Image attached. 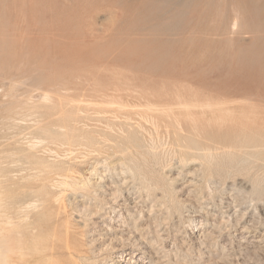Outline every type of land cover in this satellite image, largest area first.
Masks as SVG:
<instances>
[{
    "label": "rangeland",
    "instance_id": "rangeland-1",
    "mask_svg": "<svg viewBox=\"0 0 264 264\" xmlns=\"http://www.w3.org/2000/svg\"><path fill=\"white\" fill-rule=\"evenodd\" d=\"M0 205L84 264H264V0H0Z\"/></svg>",
    "mask_w": 264,
    "mask_h": 264
},
{
    "label": "bare ground",
    "instance_id": "bare-ground-1",
    "mask_svg": "<svg viewBox=\"0 0 264 264\" xmlns=\"http://www.w3.org/2000/svg\"><path fill=\"white\" fill-rule=\"evenodd\" d=\"M239 17L235 16L230 22L231 29L234 31L237 28V25H239ZM231 32V31H230ZM4 79V78H3ZM3 82V81H2ZM10 82V81H9ZM124 85V84H123ZM61 89H64V86L61 87ZM57 91V95L59 94V90ZM120 89V88H119ZM128 92L129 89H126ZM7 92V91H6ZM10 92V91H9ZM52 91L50 90H42L40 93L39 97L41 102L46 103V102H54L55 98L51 95ZM8 94V93H7ZM2 95V94H1ZM26 95V94H25ZM5 96V95H4ZM112 97V96H111ZM138 98H143L142 95H139ZM9 99V98H8ZM179 100V98H177ZM57 102H62L63 99L61 96L57 97ZM105 100V99H104ZM80 103V102H79ZM103 103V102H102ZM227 102H220L216 103L214 105H211L210 103H205L203 106L206 108H211L215 107L218 110L222 111H227L225 108V104ZM89 104V103H88ZM92 104V103H91ZM94 104V103H93ZM105 104V103H104ZM108 105H114L117 108H126V107H132V106H139L141 105L140 103H129L127 101H124L121 97H113L111 100L108 101ZM95 105V104H94ZM107 105V106H108ZM195 107L196 103L188 102V101H180L177 106L172 107V106H160L155 103L149 102L146 100V103L144 105V108L147 110H160L161 112L164 111L167 114H173V109L176 107H180L184 110L185 114H187L188 118L190 117V108ZM202 106V107H203ZM193 107V109H194ZM142 108V107H141ZM3 109V108H2ZM198 109H201L198 108ZM7 111V110H6ZM190 112V113H189ZM202 112V111H201ZM82 113V112H81ZM217 113V112H216ZM227 113V112H226ZM7 114V113H6ZM34 114V113H33ZM179 114V113H178ZM211 114V113H210ZM223 114H225L223 112ZM233 114V113H232ZM99 115V114H98ZM201 115V114H200ZM199 115V117H200ZM213 115V114H211ZM214 117L215 116H211ZM228 115V114H227ZM225 115V116H227ZM5 116V115H4ZM192 116V113H191ZM202 116V115H201ZM224 116V117H225ZM232 116V115H231ZM237 116V115H235ZM32 117V116H31ZM194 117V115H193ZM221 117V116H220ZM234 117V116H233ZM8 118V117H7ZM192 118V117H190ZM202 118V117H200ZM222 118V117H221ZM219 118V119H221ZM153 119V118H152ZM193 119V118H192ZM219 119H216L218 121ZM223 119V118H222ZM219 120L220 121H222ZM16 120V119H15ZM23 120V119H22ZM145 120V119H144ZM210 120V119H209ZM24 121V120H23ZM17 122V121H16ZM25 122V121H24ZM33 122V121H32ZM153 123V122H152ZM12 124V123H10ZM15 124V123H13ZM9 125V124H7ZM16 125V124H15ZM180 126V125H179ZM12 127V126H11ZM17 127V125H16ZM9 130V128H8ZM7 131V129H6ZM70 133L72 134L73 131H76L75 128L69 129ZM5 140V139H4ZM32 140V139H30ZM152 140V139H151ZM43 142V141H42ZM22 143V141L20 142ZM32 143V142H31ZM36 144V143H35ZM34 146V145H33ZM204 149V148H203ZM4 150V149H3ZM45 151V150H44ZM51 151V150H50ZM8 152V151H7ZM14 152V151H13ZM70 152V151H69ZM11 154V153H10ZM165 155V154H164ZM221 155V154H220ZM57 156V155H56ZM206 156V154H205ZM209 156V155H207ZM206 156V157H207ZM214 160V159H213ZM21 166V165H20ZM17 167V166H16ZM92 171V170H91ZM24 172V171H23ZM86 172V171H85ZM93 173V172H92ZM63 179L58 181L59 184L68 185L69 187L74 186L71 183H68L66 178L67 175L62 176ZM26 179V178H25ZM5 183V182H4ZM91 183V182H90ZM75 184V183H73ZM77 184V183H76ZM88 185V180L81 182L79 186L82 187V189H85V187ZM60 186V185H59ZM76 187V186H75ZM71 189V188H70ZM81 189V188H80ZM3 193V192H2ZM6 193V192H5ZM22 193V192H20ZM65 193V192H64ZM127 196V195H126ZM14 198V197H13ZM29 205V204H28ZM34 205V204H33ZM83 205V204H82ZM2 206V205H0ZM5 206V205H4ZM25 206V205H24ZM32 206V205H31ZM17 208V207H16ZM27 208V207H25ZM29 209V208H28ZM27 209V210H28ZM25 210V209H24ZM19 211V210H18ZM30 211V210H28ZM3 212V210H2ZM4 213V212H3ZM23 213V212H22ZM28 213V212H27ZM25 214V213H24ZM23 214V215H24ZM29 214V213H28ZM25 218V217H24ZM21 220V218H20ZM23 221V220H22ZM22 229V228H21ZM16 223L14 224V221H12L10 216H7V214H0V264H84L80 259L83 257L78 256L79 251L77 248H71L68 245H64L63 247L60 246V242L62 239H67V237H63L62 235H52L48 240V244H45L44 239H39L37 240L32 234L26 235L23 234L21 230ZM141 240V239H140ZM66 250V253H62L61 250ZM72 249V250H71ZM59 250V252H56ZM134 254V253H133ZM131 257L132 254L129 253ZM121 256V255H119ZM136 257V256H135ZM134 257V258H135ZM86 259V258H85ZM137 259V258H136ZM128 263H131L127 258L123 259ZM136 261H139L138 259ZM91 264V263H87ZM149 264V263H148Z\"/></svg>",
    "mask_w": 264,
    "mask_h": 264
}]
</instances>
